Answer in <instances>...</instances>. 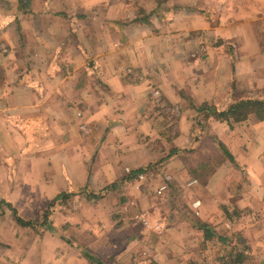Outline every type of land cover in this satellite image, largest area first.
<instances>
[{
    "label": "crops",
    "instance_id": "0c3cea01",
    "mask_svg": "<svg viewBox=\"0 0 264 264\" xmlns=\"http://www.w3.org/2000/svg\"><path fill=\"white\" fill-rule=\"evenodd\" d=\"M257 89L264 0H0V264H91L69 243L104 264L195 259L201 229L177 210L162 218L171 180L237 206L244 263L264 264V116L204 119L233 158L206 181L180 156L202 104L224 110ZM13 209L46 213L51 229L25 238ZM74 220L76 243L56 233Z\"/></svg>",
    "mask_w": 264,
    "mask_h": 264
},
{
    "label": "rangeland",
    "instance_id": "374dc122",
    "mask_svg": "<svg viewBox=\"0 0 264 264\" xmlns=\"http://www.w3.org/2000/svg\"><path fill=\"white\" fill-rule=\"evenodd\" d=\"M254 93L258 95H263L264 89H257L256 92ZM170 114L171 112L168 115ZM170 116L173 117L174 115L171 114ZM173 120H174L173 118L170 119V121ZM175 123L176 122L173 121L172 124ZM197 125H198V131H197V135H195L196 146L194 148H188L182 150L185 153L184 154L181 153L180 156L184 160L186 166L195 170L193 171L197 175L198 177L197 179L203 182L204 180L206 181L211 171V170L209 171V169L214 170L216 165H220L223 161L229 160V158L223 153L222 149L219 148L218 144H215L217 143V140L215 139L216 137L210 132V129L208 128V124L204 121V119L198 121ZM160 146H161V151H163L164 145H161L158 139L157 148H159ZM205 163L207 165L206 167H204ZM151 167H153V169L150 170L156 172L157 167L156 166H151ZM174 182L175 181L173 180L169 182L167 188L168 194L164 200V203L167 206L166 207L167 209H165V211H162L163 212L162 218L165 220V224H169V225L173 224L170 220H168L169 211L173 209L181 212L182 215L181 216L178 215L177 217L189 218L191 219V222L194 221L196 225L197 222L199 221L207 223L213 232L211 237L206 239L204 238L203 231L201 229L200 231L201 237L204 241L200 238L199 242L197 243V246L195 247L196 248L195 253H197V256L195 257V259L190 258L189 261L185 260L183 264H229L231 258L235 257L238 252L240 251L244 253L246 252V250L248 249V245L246 244L245 239L240 237L237 232L232 231V228L238 225L236 224V217L239 215V212H241V210H239L237 206L232 208L231 205L229 206L223 203L220 204L216 203L214 199L207 198L206 194H204L202 184H198V183L196 184L195 182H193V185H191L190 184L191 181L189 182V180L187 182H182L181 184L176 183L178 193H173L172 187H174ZM96 196L97 199L102 198L101 193L96 194ZM194 203H196V205H193ZM3 204L7 205L6 203ZM83 207H87L85 208L86 210L85 216H87L88 219L86 221L78 222L76 224H79L83 228H86V227H90L93 224L92 218L90 217L88 211L95 209L89 208V205L87 204H84L81 208ZM93 212H95L94 214L98 215L96 211ZM167 212L168 214H166ZM41 213L38 214V217L36 216L31 220L33 222V226L31 227V231L25 234L24 236L25 238L27 239L41 238L44 235L45 229L44 226L41 225V220L43 218ZM59 217L60 215L56 218L57 222H59L58 220ZM75 220L71 223L68 234L65 233L64 229L61 228H59L56 233L57 234L64 233L67 236H69V238H73L76 243L78 234L76 231L77 229L74 228L73 226L74 222H76ZM141 221H143L144 224L147 223L145 222L146 221L145 219ZM155 227L157 228V226ZM69 246L72 250L78 252L80 257H84L88 259L83 253L86 250L85 248L81 249L79 248V246L74 245L73 243L71 244L69 243ZM99 250H102V247ZM86 251L89 254L93 255L95 258L100 259L97 256L100 255L98 252L97 253L94 252L95 254H92L88 250ZM246 258L243 260L241 264H248V263H244ZM88 260L90 261L91 264H96L94 261H91L90 259ZM148 261L149 263L145 262L141 264L155 263V260L153 261L151 258H149ZM250 264L253 263L251 262Z\"/></svg>",
    "mask_w": 264,
    "mask_h": 264
},
{
    "label": "trees",
    "instance_id": "16d2710c",
    "mask_svg": "<svg viewBox=\"0 0 264 264\" xmlns=\"http://www.w3.org/2000/svg\"><path fill=\"white\" fill-rule=\"evenodd\" d=\"M254 114L259 119H262L264 116V95L262 97H256V98H243L239 99L237 101H234L231 103L227 108L224 110H216L213 106L209 104H202L198 108V116L202 115L198 121L201 119H206L208 116H213L216 119L225 120L228 122V124H231L233 122H239L242 120H245L248 115ZM220 149H222L223 153L230 159L233 160L231 154L227 151L225 146L223 144H218ZM206 167V163L204 165ZM195 171V170H194ZM192 170L191 173L197 178V175ZM66 194L59 196V197H65ZM13 217L15 221L22 225V226H33V222L30 220H24L20 216L17 215L16 210L13 209ZM41 225L46 226L49 230L51 229L50 222L48 220V216L45 213L44 216H42ZM198 228L202 229L204 238H210L212 235V230L209 227L207 223L204 222H197ZM221 238V237H220ZM84 255L90 259L91 261H94L96 264H104L100 259L95 258L93 255L89 254L86 250L83 252ZM246 258V254L244 252H238L237 255L233 258H231L229 264H241L243 260Z\"/></svg>",
    "mask_w": 264,
    "mask_h": 264
},
{
    "label": "built area",
    "instance_id": "2783aa9c",
    "mask_svg": "<svg viewBox=\"0 0 264 264\" xmlns=\"http://www.w3.org/2000/svg\"><path fill=\"white\" fill-rule=\"evenodd\" d=\"M139 177H142V174H139ZM165 188V186H162L161 189ZM198 203V202H196ZM196 203H194L193 205H196Z\"/></svg>",
    "mask_w": 264,
    "mask_h": 264
}]
</instances>
